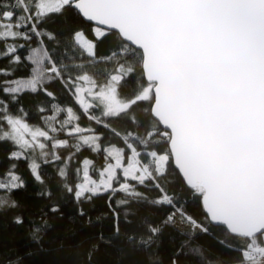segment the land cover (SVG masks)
I'll use <instances>...</instances> for the list:
<instances>
[{
	"label": "snow or ice",
	"instance_id": "snow-or-ice-1",
	"mask_svg": "<svg viewBox=\"0 0 264 264\" xmlns=\"http://www.w3.org/2000/svg\"><path fill=\"white\" fill-rule=\"evenodd\" d=\"M53 14L77 25L58 37ZM0 61V215L19 208L24 161L37 195L55 185L88 226L97 199L111 213L59 246L70 264H264V0H0ZM23 95L44 99L25 109ZM60 215L53 201L29 222L37 251ZM169 229L183 239L164 261Z\"/></svg>",
	"mask_w": 264,
	"mask_h": 264
},
{
	"label": "trees",
	"instance_id": "trees-1",
	"mask_svg": "<svg viewBox=\"0 0 264 264\" xmlns=\"http://www.w3.org/2000/svg\"><path fill=\"white\" fill-rule=\"evenodd\" d=\"M76 25L77 18L74 16L58 17L53 14V18L48 21L46 27L58 37H63ZM86 36L89 39H94L90 30H86ZM109 43V41L98 43L97 55L107 54ZM4 63V61H0V66ZM28 74V70L23 68L15 73L17 77H27ZM43 99V96L23 95L20 98V103L25 109H34L37 102ZM31 122L38 123L34 117ZM9 150V145L0 144V175L4 173L10 163L7 159ZM16 171L26 181V187L13 193V198L19 203V208L14 212L0 215V264H8L10 260L13 262L19 260L21 264H70L71 257L67 252L58 250L61 244L65 249H69L81 241L86 242L89 237L96 235L100 230L106 231L110 227L111 213L103 198L97 199L94 204L87 206L88 215L92 220V225L88 226L86 218L81 219L78 216L71 197L67 195L62 197L55 185L51 188L52 201L37 195L39 189L34 185L24 161L18 162ZM53 201L60 206L61 215L49 217L51 226L44 238V249L37 251L36 246L29 238V222L45 212L49 203ZM141 214H143V209ZM14 215L23 216L25 223L22 227L12 223ZM98 217L101 218L99 222H97ZM173 239L179 243L183 237L178 236L175 230L169 229L162 237L159 247L154 249L155 255L161 260L168 259L174 246ZM193 244L200 245L210 257L229 255L227 250L210 236L195 237Z\"/></svg>",
	"mask_w": 264,
	"mask_h": 264
},
{
	"label": "rangeland",
	"instance_id": "rangeland-1",
	"mask_svg": "<svg viewBox=\"0 0 264 264\" xmlns=\"http://www.w3.org/2000/svg\"><path fill=\"white\" fill-rule=\"evenodd\" d=\"M180 226L179 225H177V228H179Z\"/></svg>",
	"mask_w": 264,
	"mask_h": 264
}]
</instances>
